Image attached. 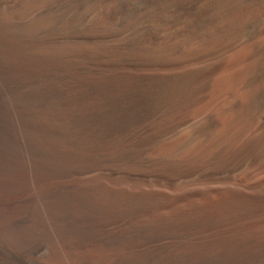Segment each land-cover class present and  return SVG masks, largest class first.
I'll list each match as a JSON object with an SVG mask.
<instances>
[{
    "label": "bare ground",
    "instance_id": "obj_1",
    "mask_svg": "<svg viewBox=\"0 0 264 264\" xmlns=\"http://www.w3.org/2000/svg\"><path fill=\"white\" fill-rule=\"evenodd\" d=\"M0 103V224L9 158L55 208L145 214L72 226L79 264H162V204L184 264H264V0H0Z\"/></svg>",
    "mask_w": 264,
    "mask_h": 264
},
{
    "label": "rangeland",
    "instance_id": "obj_2",
    "mask_svg": "<svg viewBox=\"0 0 264 264\" xmlns=\"http://www.w3.org/2000/svg\"><path fill=\"white\" fill-rule=\"evenodd\" d=\"M0 105L2 106V107L0 106V110L2 111L3 110L2 108H4V107H3V104L0 103ZM3 111L4 112L3 113L1 112V114H4L6 112L5 109ZM0 131H4V130L3 129H0ZM7 159H9V158H6L5 159L6 161L3 160V162H1L2 165H5V164L7 165V166H3L4 169L7 167L6 169H8L9 172L11 171V173H12L13 171L11 169H14L15 168L14 169V172H16L18 174L19 173H23L20 176H23L24 174L27 175V176H29V177H27V176L24 175L27 178V180L24 179L25 178L24 176L22 177L23 180H25L26 183L24 182V189L20 192L21 198L24 199V200L27 199L28 201H26V200L24 201L25 204H23L24 206L22 205L23 208H24L23 210L21 208L17 212L12 213V216L10 215L4 221L3 224H0V264H74V263L75 264H79L67 252H63V251H66L65 250V248H66L65 242L67 241V237H68L66 232L70 233V232L74 231L75 229H72V226H73V228L74 227L75 228H77V227L80 228V226H78V225H80L81 223H83V221L84 222H89V224L92 225L90 227H92L93 230H96L98 232L103 231V233L101 232L103 235H106V234L109 235V233H107V232H110V233L112 232L111 233V235H112L114 231H115L114 234L115 233H118L120 231L121 232L122 231H126L127 233L130 232L129 234L135 235L136 233H138L141 230V228H142L143 225L140 224L141 226H139V224H137V223H139V221L141 219L140 217H142V219L145 218V214L144 213H143L144 216H143L142 213H137L135 215H132L130 218H124V217H119L118 218V217H113V216L106 215L103 212H101L100 210H99L100 212L99 211H96V210H93L91 214H93L94 211H95L94 213L97 212V214H93L91 216L90 215H86V216H89L88 218H90L91 220L88 219V218L85 220V219H83L84 218V215H85L84 212L78 211L77 209L75 210L73 208H72L73 210H71V206H69V205L67 206V204H66L65 207L64 206L61 207L62 205L65 204L62 201H65L64 200L65 199L64 196H66V194L68 192V189H66V188H59V190H61V191H59V193H57V197L58 196H61L58 199H61V200L63 198L64 199L62 201L60 200L59 201V204H58L59 206H57L58 208H55L53 206V204H51L52 203V199L50 198V196L52 197L54 195V194H52L54 192L53 189H51V186H49L50 185L49 183H51V181L50 182H47L45 180H40V181L37 180V181H35L36 180V177L33 175L34 172L32 170L31 171L29 170L30 171L29 172L25 168V164H22V162L20 163V162H18L16 160H15V163L13 162L14 163L13 164L12 161H14V159H9L11 162H8L9 160H7ZM4 161H5V163H4ZM9 165H10L11 168H9ZM19 167H20V171H19ZM30 173L32 174V176H31ZM30 179H33V180L35 179V180L34 181L33 180L31 181ZM30 182H32V183H30ZM37 182H38V184H37ZM168 182L169 181L167 179L162 178V187H163L162 188L163 189L162 193H165V192H167L169 190L168 189V185H169ZM25 184H27L30 187H28ZM64 190L67 191V192H65ZM23 191H25V192H23ZM64 192L66 194H64ZM49 194H51V195H49ZM61 194H63L64 196H62ZM24 195H26V198H25ZM46 195H48L49 197L46 196ZM48 199L51 200V203H50V201H48ZM44 200H46V201H44ZM47 202H49V203H47ZM60 202H62V203H60ZM45 203L48 206H45L44 205ZM60 204H62V205H60ZM49 206L52 208V210H51V208ZM45 207H48V208H45ZM167 207L169 209L171 208L170 205L162 204V210H166V212H168V214H170V213H173L174 214V212L172 211V209H170V210L168 209L169 210L168 211L167 210ZM48 209H50V210H48ZM56 209H57V212L56 211H55V213L54 212L53 213L51 212L52 214L50 215V218H49V215H48V214H50L49 211H54ZM65 210H67L69 213L66 212ZM69 210H71V211H69ZM73 211L75 212V214L76 213L77 214L76 215L73 214ZM70 212H72V213L70 214ZM81 212H82V215L79 214ZM98 212L100 213L99 214L100 216H101V213H102L103 214L102 216H106V218H103L102 216L99 217L98 216ZM162 212H164L162 214V229L164 228V230H162V242H160V243L162 245V249L166 248V249L162 250V257H163L162 260L164 259L162 261V264H184L183 263V258H182L181 254L179 252L180 249L176 246L178 244L177 242L179 241V239H178V235H177L176 229L174 228L175 226L172 223H170L169 225L166 223V216H165V214H167V213L165 211H162ZM62 213H65V214H62ZM69 215H70L71 219H73L74 221L71 220L70 217H68ZM77 215H79V216H77ZM147 215L148 214H146V216ZM72 216H73V218H72ZM51 217H53L54 219L51 218ZM55 217L57 218V221H55ZM60 217H62L65 222L62 221V218H60ZM74 217H76V218H74ZM77 217H78V219H77ZM79 217H81V218H79ZM98 217L101 218V219H103V220L106 219V221L104 220L105 221L104 222L103 220L98 219ZM170 217H171V220L174 219V215H173V218H172V214H170ZM59 218L61 220H59ZM67 218L70 219V220H68ZM76 220H79V221H77L79 223L75 222ZM109 220H110V222H109ZM90 221H92V222H90ZM141 221H140V223H141ZM72 222H74L73 225H72ZM100 222H102V223H100ZM66 223L67 224L71 223V224L67 225ZM92 223L93 224L96 223V226L97 227L98 226L99 227L101 226V227L100 228L98 227L97 229H95L94 227H96V226H94ZM54 224L56 225V228H54L55 227ZM64 224H66V225H64ZM57 225H59V227H57ZM103 225L105 227L102 228ZM128 225H130L131 227L128 226ZM49 226H50V228H49ZM60 226L61 227H67L66 228L67 231H66V229L61 228ZM124 227L126 229H124ZM139 227H140V230L137 231L136 229H139ZM131 228L132 229H135V230H131ZM165 228H166V230H165ZM1 229H2V231H1ZM4 229H5V233L3 232ZM98 229H100V231ZM111 230H113V231H111ZM174 230H175L176 233L175 232H173V233H175V234L172 233V231H174ZM131 231H132V233H131ZM142 231H144V230H142ZM53 232H55L57 234H58V232H61L63 234H61V233L58 234V235L56 234V237H55L54 236L55 233H53ZM53 236H54V238H53ZM58 240H60V242ZM144 242H145L144 244H146L147 246L150 244L148 240L147 241H144ZM160 243H156V244L151 243L148 247H150V246L153 247L154 245H157V244H160ZM56 244H58L57 247H56ZM170 245L176 246L179 250H177L176 247H175L176 249L173 248L172 246H171L172 248H170ZM61 248L63 249L62 251L60 250ZM57 250L58 251L60 250L59 252H61V253H59ZM165 252L166 253L168 252V253L166 254ZM175 252L176 253L178 252L179 254H176ZM58 253H59V255H58ZM163 253H165L164 256H166V257L163 256ZM177 256H179L180 261H178L179 258H177ZM62 257H64V258H62ZM38 260H40V261H38ZM71 260H73V261H71Z\"/></svg>",
    "mask_w": 264,
    "mask_h": 264
}]
</instances>
